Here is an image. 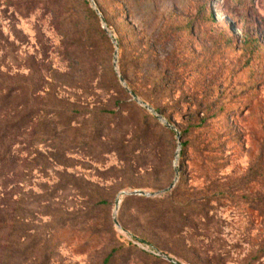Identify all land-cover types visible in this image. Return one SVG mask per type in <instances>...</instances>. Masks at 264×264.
Segmentation results:
<instances>
[{"label":"rangeland","instance_id":"rangeland-1","mask_svg":"<svg viewBox=\"0 0 264 264\" xmlns=\"http://www.w3.org/2000/svg\"><path fill=\"white\" fill-rule=\"evenodd\" d=\"M95 1L57 85L72 19L0 0V264H264V0Z\"/></svg>","mask_w":264,"mask_h":264},{"label":"trees","instance_id":"trees-1","mask_svg":"<svg viewBox=\"0 0 264 264\" xmlns=\"http://www.w3.org/2000/svg\"><path fill=\"white\" fill-rule=\"evenodd\" d=\"M43 0H16V3L22 10L30 11L32 10L39 2ZM59 7H62V11H58L55 16L59 17L61 14H64L66 18L72 19L75 24L74 34H69L66 32V55L70 59V68L64 72L55 71L57 85H68L73 83L76 80H81L79 75H77L75 70V65L77 64V56L75 50L77 46H83L85 52L89 51V48L94 45V32L96 30H101L103 34H107L106 28L101 23V14L94 8L90 3V0H54ZM101 10V6H99ZM102 11V10H101ZM107 18V17H105ZM109 25V22L107 23ZM90 52V51H89ZM122 75L127 78V71L122 70ZM78 76V77H77ZM85 80L90 82L93 80L94 75L92 70L88 74L84 75ZM78 78V79H77ZM80 78V79H79ZM132 91L138 96L139 91L137 88L133 87ZM158 112H162L159 106L155 107ZM168 119V118H167ZM170 122L171 120L168 119ZM131 195H142V194H131ZM130 198L139 199L140 196H130ZM5 201L0 202V240L3 238V230L5 224H7L8 217H6L5 212ZM141 241L145 242L144 239L138 238Z\"/></svg>","mask_w":264,"mask_h":264},{"label":"water","instance_id":"water-1","mask_svg":"<svg viewBox=\"0 0 264 264\" xmlns=\"http://www.w3.org/2000/svg\"><path fill=\"white\" fill-rule=\"evenodd\" d=\"M94 4L96 5V1L93 0ZM97 8V7H96ZM103 26L106 28V29H109L108 28V25H107V22L106 20L104 19L103 20ZM115 65L116 67L118 68V49L116 50V56H115ZM119 74H120V79L122 80V82L129 88V90L131 91V93L133 94L134 97L140 99L136 93L134 91H132V89L127 85V80L126 78L122 75V73L119 71ZM147 106L152 110L154 111L163 121H165L167 123V125L171 126V127H174V124L171 123L162 113H159L156 108L153 106V105H150L149 103H146ZM178 137L180 138L181 137V132L178 130ZM179 178V176H177V179ZM175 185V182H173L169 187H166V188H163V189H160V190H157V191H154V192H150V191H147L145 189H142V188H137V189H134V190H130V191H126L127 193H130V194H146V195H157V194H161L165 191H167L169 188L173 187ZM115 221L117 222V218H115ZM162 255L167 258V259H170L172 261H176L179 263V261H177L175 258H173L171 255H169L168 253H162Z\"/></svg>","mask_w":264,"mask_h":264}]
</instances>
